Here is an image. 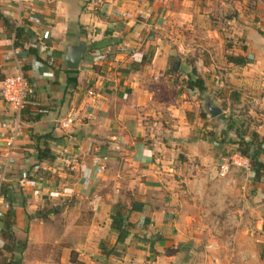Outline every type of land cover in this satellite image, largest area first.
Listing matches in <instances>:
<instances>
[{
	"label": "crops",
	"instance_id": "crops-1",
	"mask_svg": "<svg viewBox=\"0 0 264 264\" xmlns=\"http://www.w3.org/2000/svg\"><path fill=\"white\" fill-rule=\"evenodd\" d=\"M171 5L37 0L20 10L0 0V81L15 74L17 60L38 94L22 113L11 163L5 140L13 112L0 101V180L14 188L13 217L5 200L0 219V264H264V177L238 167L219 175L240 139L259 145L264 163V34L246 17L233 25L245 50L219 56L209 47L218 31H199ZM175 14L187 18L174 37ZM19 25L37 36V58L32 39L14 46ZM74 42L87 51L67 72L63 52ZM226 53L246 63H230ZM193 72L203 92L186 87ZM176 78L181 82L172 85ZM166 91L189 116L180 105L171 124L155 116ZM206 101L222 114L211 118ZM236 107L242 115L226 114ZM69 116L73 124L60 128L57 121ZM45 145L55 155L51 162L38 159ZM99 152L110 157L97 174ZM43 182L54 189L42 190ZM118 216L126 226L121 242Z\"/></svg>",
	"mask_w": 264,
	"mask_h": 264
},
{
	"label": "rangeland",
	"instance_id": "rangeland-1",
	"mask_svg": "<svg viewBox=\"0 0 264 264\" xmlns=\"http://www.w3.org/2000/svg\"><path fill=\"white\" fill-rule=\"evenodd\" d=\"M171 4V8H174L177 13L181 10V13L189 14V19L193 18L192 22H187L186 19L187 24L190 23L191 25L196 26H193L194 28L200 27V29L202 30H206L209 27L218 31V33L220 34V39H216V42L211 43L209 47H211V50L218 52L219 56L222 55V51H227L229 53L235 52L234 47L238 52L242 50V48L244 47V40L234 35L236 34L234 33V26H238L246 17L249 19L251 18L252 24L254 26L253 28L256 30V32L264 34V0H171ZM174 16H176V21H174L175 25H173L174 28H171V30H173L169 34L173 33L175 37L178 34L182 33V25L179 24H182L181 22H183L185 18H187V15L185 18L178 17L176 14ZM184 26V28H186V25ZM200 29L198 28L199 31ZM193 30L194 29H191L192 32H195ZM205 34V37L209 38V35H207L208 33ZM193 35L194 34H192V36ZM191 38L195 40V42H197L199 34H196V36H193ZM220 42L223 43L220 44ZM197 43L201 44V41H198ZM208 43L209 42H207L206 44ZM226 55L228 54L226 53ZM177 81L179 85V82H181L179 78H176L175 82L172 81V85H175ZM162 92L163 91L160 92V96L162 95ZM174 98H176L174 93L170 98V91H166L161 97V101L165 104H158L157 108H153L157 110L155 116L162 115L163 120H167L168 122H170V119H172V116L174 114L173 110L175 109V107L179 106L180 103L182 104V100L175 103ZM219 103L223 109L227 110V103L225 101L221 100ZM188 109L197 110V107L191 105L190 107H188ZM178 112L181 114L184 112L188 116L190 115V113L187 112L186 109L184 110L182 106L179 108ZM242 113V108L236 107L234 108V111L231 108L226 114L240 116L242 115ZM227 155V157H229V154Z\"/></svg>",
	"mask_w": 264,
	"mask_h": 264
},
{
	"label": "built area",
	"instance_id": "built-area-1",
	"mask_svg": "<svg viewBox=\"0 0 264 264\" xmlns=\"http://www.w3.org/2000/svg\"><path fill=\"white\" fill-rule=\"evenodd\" d=\"M35 1L37 0H12V2L16 3L17 8L20 10L23 9L24 6L32 7ZM42 38H47V33L44 32ZM17 52L18 49L14 48L13 55H17ZM15 69L16 72L14 75L6 77L0 81V101L7 104L13 112L9 134L5 140V146L8 151V163L13 162L12 154L15 151L18 139L22 134V113L27 108L35 106L38 101L36 88L30 83L21 66V63L17 60ZM89 94L92 95V91H89ZM73 122L74 118L72 116L57 121L58 126L63 129L69 128ZM108 157H110V154L105 152H99L97 155L93 156V163L96 167L97 174L104 171ZM232 167L250 170V160L240 153H233L228 157V159L224 160L219 165V175L221 177H225ZM2 181L3 179L0 180V219L4 215V208L6 204V201L1 193ZM53 187L54 186L51 182L42 183V190L51 191V189H54ZM8 208L9 206L6 205V209Z\"/></svg>",
	"mask_w": 264,
	"mask_h": 264
},
{
	"label": "trees",
	"instance_id": "trees-1",
	"mask_svg": "<svg viewBox=\"0 0 264 264\" xmlns=\"http://www.w3.org/2000/svg\"><path fill=\"white\" fill-rule=\"evenodd\" d=\"M4 22L6 25H8V21L6 19H4ZM25 25H27V23H25ZM15 30V40H14V46L15 47H22L25 43H27L28 40L32 39V44L30 45V48L34 51L32 52L34 55H36L37 58V53L35 48H37V46L35 47L34 45L38 42V38L37 36L34 34V32H32L30 29H27L24 25H19L14 27ZM29 48V49H30ZM243 50H245V47L242 48ZM227 61L236 65H243L246 63V60L243 58V56H239V55H231L228 54L226 55ZM76 70L73 69H67V72H75ZM194 74V72H193ZM185 84L186 87L189 89H194L197 88L198 91L203 92L205 90L204 84H203V80L200 77H195L190 75L187 80H185ZM41 114V113H38ZM39 116L36 117V119ZM34 137V136H33ZM49 137V134H45L43 136H37L36 139L40 140L41 138L45 139ZM35 138V137H34ZM253 140L251 141H245V140H239L237 142V151L238 153H240L241 155L249 158L250 160V164H251V170L253 172V176L255 180H258L262 177H264V163L260 160V150H259V145H256L254 143H252ZM261 148V147H260ZM37 154H38V159L39 160H46L48 162H51L54 160L55 155L54 153L50 150V148L45 145L42 148L38 147L37 148ZM1 193L4 197V199L8 202V206H9V210H8V219L13 217V213L10 211L12 209V205L13 203L11 202L10 199H13L14 197V188H12L10 183H5L3 182L1 184ZM137 209V204H133L132 206V210ZM117 223L114 224V228H117L119 230V234H118V238L117 241L121 242L123 241V236L126 233V226L123 223V220L121 218V216L116 217L115 220ZM103 252L105 254H109V251H105L103 250ZM73 255H75V253L72 251L71 252V258L70 261L71 262H77V260L73 257Z\"/></svg>",
	"mask_w": 264,
	"mask_h": 264
},
{
	"label": "water",
	"instance_id": "water-1",
	"mask_svg": "<svg viewBox=\"0 0 264 264\" xmlns=\"http://www.w3.org/2000/svg\"><path fill=\"white\" fill-rule=\"evenodd\" d=\"M86 51L87 47L82 42H74L73 44L67 45L63 52V60L65 61L67 68L73 70L78 69L83 61ZM178 67L179 62H176L173 71L176 72ZM203 106L205 112H207L211 118L217 117L223 112L222 108L211 101L204 102Z\"/></svg>",
	"mask_w": 264,
	"mask_h": 264
}]
</instances>
